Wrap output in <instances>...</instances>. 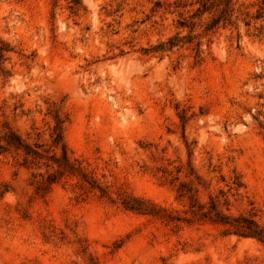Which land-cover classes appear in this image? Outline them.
<instances>
[{"label": "rangeland", "instance_id": "rangeland-1", "mask_svg": "<svg viewBox=\"0 0 264 264\" xmlns=\"http://www.w3.org/2000/svg\"><path fill=\"white\" fill-rule=\"evenodd\" d=\"M83 3L0 0V143L11 126L50 156L58 116L87 176L43 193L46 160L0 155V264H264L263 242L193 215L214 200L264 227L261 1L212 30L198 0Z\"/></svg>", "mask_w": 264, "mask_h": 264}, {"label": "trees", "instance_id": "trees-1", "mask_svg": "<svg viewBox=\"0 0 264 264\" xmlns=\"http://www.w3.org/2000/svg\"><path fill=\"white\" fill-rule=\"evenodd\" d=\"M59 0H53L54 5L58 4ZM68 8L73 14H79L82 10H85L83 0H67ZM261 1V9L263 12L260 13L259 17L264 14V0ZM232 0H198L199 7L197 9L196 16L201 18L206 13L219 9V13L211 17L207 30L216 28L221 21H226L229 12L231 11ZM186 22H182L184 26ZM192 26H194L192 24ZM193 28V27H192ZM169 47L172 48L176 45L174 39H170ZM13 51L11 45L0 38V68H2L4 62L8 59V54ZM52 147L54 148V154H47L48 151H41V146H33L26 142L11 126H6L4 135L2 136L3 142L0 143V155L4 152L14 150L22 151L25 155V163L39 164L41 161L46 160L44 165L47 168L46 176L43 174L40 176L43 180L38 186L40 192H47L51 186L58 182V180L65 175H75L82 173V176L86 178V174L83 173L80 168L72 161L67 145L64 141L63 135V121L61 118L56 116V125L52 133ZM59 150V152H58ZM45 178V179H44ZM183 195V194H182ZM191 198V197H190ZM137 204L125 202V207L130 210L139 211L141 213H149L148 210L141 206L142 201L133 199ZM194 207V206H193ZM200 209L193 210L194 217L201 219H210L218 221L224 225L229 226L231 233L237 234L243 237L256 238L264 243V227L260 226L254 219L246 216L234 217L231 215L223 214L217 209V204L212 200V205L207 211H203L204 207L199 206Z\"/></svg>", "mask_w": 264, "mask_h": 264}]
</instances>
